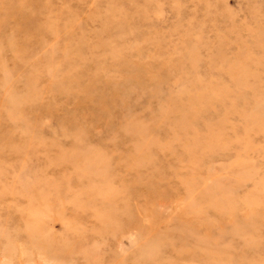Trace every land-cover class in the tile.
<instances>
[{"label": "rangeland", "instance_id": "rangeland-1", "mask_svg": "<svg viewBox=\"0 0 264 264\" xmlns=\"http://www.w3.org/2000/svg\"><path fill=\"white\" fill-rule=\"evenodd\" d=\"M0 264H264V0H0Z\"/></svg>", "mask_w": 264, "mask_h": 264}]
</instances>
